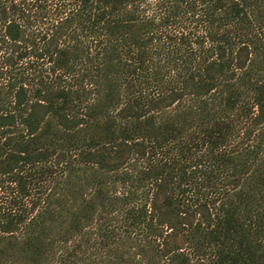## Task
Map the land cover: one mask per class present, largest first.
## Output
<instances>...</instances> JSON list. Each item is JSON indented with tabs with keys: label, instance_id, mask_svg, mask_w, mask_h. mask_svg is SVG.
Returning a JSON list of instances; mask_svg holds the SVG:
<instances>
[{
	"label": "trees",
	"instance_id": "obj_1",
	"mask_svg": "<svg viewBox=\"0 0 264 264\" xmlns=\"http://www.w3.org/2000/svg\"><path fill=\"white\" fill-rule=\"evenodd\" d=\"M47 1L0 0V264H264V0Z\"/></svg>",
	"mask_w": 264,
	"mask_h": 264
},
{
	"label": "rangeland",
	"instance_id": "obj_2",
	"mask_svg": "<svg viewBox=\"0 0 264 264\" xmlns=\"http://www.w3.org/2000/svg\"><path fill=\"white\" fill-rule=\"evenodd\" d=\"M73 0H48L47 2H49V4L51 3V5L53 6V8L55 7V4H58V7L60 8H66L69 7L70 4L72 3ZM169 32L171 33H176V32H185L188 33L190 36H193L194 34L200 33L203 30V26L201 25L200 21H199V17L196 15L194 17H190L188 16L187 19H184V21L178 25V27L176 26H171L169 27ZM260 37L262 42L264 43V29L263 31L260 32ZM24 60V59H23ZM25 62L29 63V65L27 63V68L26 72L30 73V76H33L35 78H38V76H43L44 78H49V62L47 60L46 57L43 58H37V57H32L31 59H25ZM32 64V65H31ZM5 65V60L3 58L0 57V83L5 81L7 78V74L5 73V69L4 66ZM3 67V69H2ZM242 126L241 130L243 129V124H240V127ZM52 180V178L48 175V177L46 179H43V181H39V184H45L46 186H51L53 181H49ZM39 185H36V188H34V190L32 191V193H36L39 192L41 189L38 190ZM41 188V187H40ZM49 188V187H47ZM14 196V193H12L10 187L6 186L3 189H0V207L1 208H6L9 207L10 205V200L11 198ZM26 200V199H25ZM123 235V234H122ZM127 236V235H126ZM125 236V238H126ZM131 237H133V240L131 242H133V245L131 247L128 248V250L133 254L132 257L135 258H139V255H137V248L134 245L135 240L137 239H144V236L142 235V233H136L133 234V232L131 233ZM96 241L92 239L90 240V243L88 245V247L85 249V253L82 255L81 257L82 259H78V263L77 264H83V261H88V257L92 258V260L94 258H98L99 256H101L103 254V252L105 251V247L103 246V244L101 242H99V237L95 236ZM98 238V240H97ZM136 238V239H135ZM126 245H128L126 243ZM130 264H135V263H130Z\"/></svg>",
	"mask_w": 264,
	"mask_h": 264
}]
</instances>
